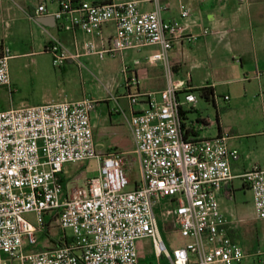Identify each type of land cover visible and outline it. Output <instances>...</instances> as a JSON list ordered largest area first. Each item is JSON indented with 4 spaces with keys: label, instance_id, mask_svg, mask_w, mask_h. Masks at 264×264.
Wrapping results in <instances>:
<instances>
[{
    "label": "built area",
    "instance_id": "1",
    "mask_svg": "<svg viewBox=\"0 0 264 264\" xmlns=\"http://www.w3.org/2000/svg\"><path fill=\"white\" fill-rule=\"evenodd\" d=\"M165 1L149 0L150 11H142L136 1L49 0L56 6L52 13L45 5L37 7L39 15L52 16L57 29L73 37L70 49L43 28L49 39L44 49L54 66L75 62L82 68L83 58L122 56L158 46L159 52L147 61L163 65L167 84L158 94L132 93L139 82L124 68L130 112L119 105L115 111L123 116L135 142L142 175L141 183L130 191L124 154L96 150L91 122L97 107L94 100L65 99L0 111V264H140L142 240H149L156 257L170 264H241L248 256L228 236L231 222L217 200V194L237 178L232 162L240 153L228 146L225 136L190 138L184 106L195 105L198 99L187 80L173 78L170 51L180 26L176 20L164 19ZM190 16V9L181 5L180 18ZM109 25L113 32L107 34ZM79 32L86 36L81 42ZM184 39L191 43L196 37ZM11 58L9 48H2L0 87L9 90ZM113 100L118 103L116 97ZM136 106L142 108L134 110ZM93 159L98 175L86 180L85 186L78 184V177L65 180V165ZM238 178L252 192L257 218L264 220V169L253 166ZM165 199L173 201L170 212L187 240L172 252L154 212ZM28 213L36 215L39 228L25 219ZM49 216L56 217L66 241L29 252L39 243L36 233L46 234ZM261 255L258 251L251 256Z\"/></svg>",
    "mask_w": 264,
    "mask_h": 264
},
{
    "label": "rangeland",
    "instance_id": "2",
    "mask_svg": "<svg viewBox=\"0 0 264 264\" xmlns=\"http://www.w3.org/2000/svg\"><path fill=\"white\" fill-rule=\"evenodd\" d=\"M3 1L5 5H8L6 2L8 0H0V4ZM31 3L37 5L38 1L32 0ZM17 15L20 19L10 23L9 28H5L0 19V50L8 47L12 56L8 62L11 90L8 87H0V111L19 109L46 101L58 102L65 99L75 101L84 98L94 100L97 102V109L92 116L96 127L94 137L96 150L99 153L114 150L124 154V168L130 181L126 190H133L142 180L135 142L124 118L121 115L109 117V112L118 107L113 97L127 94L125 79L129 72L124 74V68L135 67V61L140 57L139 52L127 51L122 56H106L103 59L91 56L81 59L84 64L82 68L75 62L65 64L62 68L56 67L53 64L52 55L44 49L43 41L46 37L40 34L38 24ZM189 67L188 64V70ZM191 72L200 81L207 78L209 73L215 75L211 69L206 71L205 68L191 70ZM216 77H213L214 80H217ZM237 90L239 91V87ZM132 91L134 92L135 89ZM255 91L257 92L255 88L251 90V92ZM194 93L200 110L190 114L192 116L201 114L204 118L215 121L216 109L213 104L202 99L199 93ZM221 96L218 95L217 99L221 100ZM261 96L257 92L247 102L242 103L240 111L224 114L223 122L229 136L234 137L233 142L237 143L238 151L245 164L249 165V168L258 166L264 169V136L260 135V132L264 131V100ZM119 102L127 111V99L120 98ZM65 170L68 176L65 178L66 181L69 178L78 177L77 182L83 187L86 180L98 175V163L96 159L69 163L65 165ZM234 189V198L224 201L221 209L227 220L235 223L244 233L241 244L248 256L241 264H264V220L257 218L252 192L244 185L243 180H235ZM171 206L170 199L161 200L156 204L154 212L161 236L172 252L182 247L187 240L182 237L175 223L174 216L170 212ZM24 217L34 227L39 228L34 213L25 214ZM61 233L57 227L53 226L46 235L36 233L38 245L27 250L37 252L53 248V239L59 238ZM70 233L68 230L67 234ZM138 250L140 264H170L168 260L156 257L149 240L139 242ZM258 251L262 253L261 256H251V253ZM9 264L19 263L15 261Z\"/></svg>",
    "mask_w": 264,
    "mask_h": 264
},
{
    "label": "crops",
    "instance_id": "3",
    "mask_svg": "<svg viewBox=\"0 0 264 264\" xmlns=\"http://www.w3.org/2000/svg\"><path fill=\"white\" fill-rule=\"evenodd\" d=\"M31 1L8 0L6 1L8 5H5L4 1L0 4V19H2L5 28H9L10 23L20 19L17 18V14H19L21 18L38 24L40 34L46 37L43 41L44 48L49 39L43 32V28L50 34L57 36L72 49V35L59 31L52 16H43L36 12L38 6L45 5L48 11L52 13L56 10V6L50 4L49 0H37V5H33ZM91 2L111 3L122 1L92 0ZM136 2H138L142 11L153 9L149 0ZM165 5L164 19L176 20L180 26L178 40L175 41L173 49L170 51L173 78L187 80L192 91L205 87L210 88L214 96L213 102L210 103L216 109L215 121L206 119L201 114L197 116L190 114L193 111L198 112L200 110L198 101L195 105L184 106L185 117L191 126L190 138L212 139L225 136L227 137L228 146L239 150L237 143L233 142L234 137L229 136L226 131L223 115L240 111L243 106L242 103L247 102L257 92L262 95V100H264V0H166ZM181 5H185L190 9L191 16L188 19L180 18ZM41 17L46 18L45 25L37 22V19ZM204 29H209L211 33L204 35ZM112 32L113 28L109 25L106 33ZM187 36H195L196 40L189 43L184 39ZM77 37L80 42L86 39V36L81 32L77 33ZM159 50L158 46H149L137 51L140 56L136 59L138 64L129 69L128 77L137 79L139 84L137 87H132L130 92L158 94L166 88L167 81L163 65L147 61L150 55L159 52ZM1 51L2 49L0 54ZM70 63L72 62L66 64ZM188 64L190 66L189 70ZM202 68H205L206 71L211 69V72H215L214 76H217V80H214L213 73H209L210 75L207 78L200 81L191 72V70ZM238 87L239 91L237 90ZM253 88L257 92H251ZM132 89H135V91L133 92ZM221 89H223L222 93L220 92ZM126 91L128 92L127 88ZM218 95H222L221 100L217 99ZM125 96L117 97L118 103L115 101L117 105L121 106L120 98L126 99ZM226 96L229 97L228 101L224 100ZM49 102L53 101L40 102L32 106ZM141 108L142 106H136L134 110H140ZM115 110L109 112V117L121 115ZM127 112H130L129 105ZM92 116L93 113L91 122L95 137L96 127ZM260 133L264 136V131ZM249 169V165L245 164L241 154L238 159L232 162V172L237 178L233 179L217 194L220 211L224 216L221 205L224 201H230L234 198V181L241 180L238 177ZM230 225L234 231L233 238L242 246L241 240L244 233L235 223L231 222ZM243 249L245 250L244 247Z\"/></svg>",
    "mask_w": 264,
    "mask_h": 264
},
{
    "label": "trees",
    "instance_id": "4",
    "mask_svg": "<svg viewBox=\"0 0 264 264\" xmlns=\"http://www.w3.org/2000/svg\"><path fill=\"white\" fill-rule=\"evenodd\" d=\"M193 92L199 93L200 97L202 99H204L208 103L213 102V100H214L213 91L210 88H206L205 87V88H201V89H195V90H193ZM55 220H56L55 216H49V217L46 218V224H45V226L47 228L46 234L50 230V227L53 226V227H57L58 228ZM226 229H227V232H228V236L231 238V240L236 242V240L233 238L234 237V231L231 229V225H228ZM58 230L61 233L59 228H58ZM62 235L63 234L61 233L59 238L53 239V242H54L53 247L59 246L60 244H62L63 241H66V240H63Z\"/></svg>",
    "mask_w": 264,
    "mask_h": 264
},
{
    "label": "water",
    "instance_id": "5",
    "mask_svg": "<svg viewBox=\"0 0 264 264\" xmlns=\"http://www.w3.org/2000/svg\"><path fill=\"white\" fill-rule=\"evenodd\" d=\"M37 22L45 25L46 24V18H44V17L38 18Z\"/></svg>",
    "mask_w": 264,
    "mask_h": 264
}]
</instances>
